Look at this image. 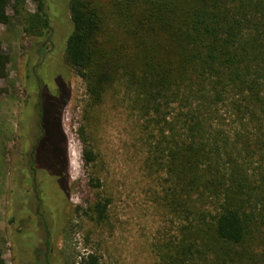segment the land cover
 <instances>
[{
  "label": "trees",
  "instance_id": "1",
  "mask_svg": "<svg viewBox=\"0 0 264 264\" xmlns=\"http://www.w3.org/2000/svg\"><path fill=\"white\" fill-rule=\"evenodd\" d=\"M27 1L14 0L15 14L27 34L44 37L45 0H33L34 14ZM11 3L0 0V25ZM70 13L65 62L89 106L122 92L147 129L163 127L153 165L166 172L163 201L185 225L163 264H264V0H70ZM9 63L0 42V80ZM83 158L98 162L90 144ZM110 205L91 204V219L107 224Z\"/></svg>",
  "mask_w": 264,
  "mask_h": 264
},
{
  "label": "rangeland",
  "instance_id": "2",
  "mask_svg": "<svg viewBox=\"0 0 264 264\" xmlns=\"http://www.w3.org/2000/svg\"><path fill=\"white\" fill-rule=\"evenodd\" d=\"M45 3L44 37L24 31L14 0L0 25L10 57L0 80V254L6 264H81L89 253L102 264H163L185 226L163 201L166 172L153 165L163 127L147 129L122 92L89 106L85 83L65 62L70 0ZM26 10L36 13L37 3ZM59 84L69 93L64 108ZM86 143L98 154L93 167ZM104 198L109 220L97 224L89 207Z\"/></svg>",
  "mask_w": 264,
  "mask_h": 264
},
{
  "label": "flooded vegetation",
  "instance_id": "3",
  "mask_svg": "<svg viewBox=\"0 0 264 264\" xmlns=\"http://www.w3.org/2000/svg\"><path fill=\"white\" fill-rule=\"evenodd\" d=\"M60 91H61V93H63V89H64V86L63 85H60Z\"/></svg>",
  "mask_w": 264,
  "mask_h": 264
}]
</instances>
